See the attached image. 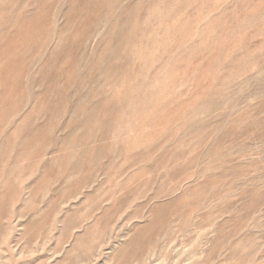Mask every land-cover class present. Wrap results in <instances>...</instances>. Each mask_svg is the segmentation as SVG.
Segmentation results:
<instances>
[{
    "label": "rangeland",
    "instance_id": "1",
    "mask_svg": "<svg viewBox=\"0 0 264 264\" xmlns=\"http://www.w3.org/2000/svg\"><path fill=\"white\" fill-rule=\"evenodd\" d=\"M0 264H264V0H0Z\"/></svg>",
    "mask_w": 264,
    "mask_h": 264
}]
</instances>
